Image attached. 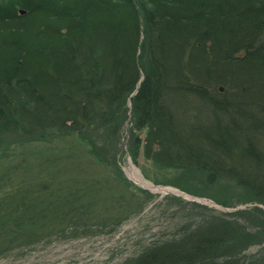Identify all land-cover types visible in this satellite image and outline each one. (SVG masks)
<instances>
[{
	"label": "trees",
	"instance_id": "trees-1",
	"mask_svg": "<svg viewBox=\"0 0 264 264\" xmlns=\"http://www.w3.org/2000/svg\"><path fill=\"white\" fill-rule=\"evenodd\" d=\"M21 1L46 20L21 48L9 47L15 39L6 30L1 40L0 256L77 225L73 186L106 161L101 145L118 144L113 135L136 88L132 119L147 131L148 158L234 181L264 204L256 140L264 135V0ZM17 7L0 14L22 18ZM226 82L228 95L209 93ZM174 100L208 103L214 121L187 118L179 130L167 106ZM20 128L37 136L18 144L21 153L8 152L6 132ZM45 130L57 131L55 140ZM84 147L96 163L84 161ZM202 208L211 212L190 222L192 230L150 247L137 264H236L264 229L252 214L264 213L259 207Z\"/></svg>",
	"mask_w": 264,
	"mask_h": 264
},
{
	"label": "rangeland",
	"instance_id": "rangeland-1",
	"mask_svg": "<svg viewBox=\"0 0 264 264\" xmlns=\"http://www.w3.org/2000/svg\"><path fill=\"white\" fill-rule=\"evenodd\" d=\"M21 2L0 0V10L18 6L20 10H16L20 12L14 11L15 14L24 15L10 22L5 19V15L0 14V55L3 52L1 49L6 45L1 41L5 38V30L8 37L15 39L9 47L19 44L21 48L22 44H29L31 39L36 41L42 35L38 27L42 26L41 22L45 19L43 13L31 10L27 12L19 6ZM28 40L31 41L28 43ZM140 82L139 80L138 85ZM228 88L227 82L214 84L209 88V93L228 95ZM136 91L137 88L127 99L128 119L120 131L113 135L119 141L118 144L115 146L110 143L112 141L109 138L106 145H101L99 155L106 161L96 163L86 147L79 150L86 157L84 161H94L96 164L88 167L87 173L78 177L72 189L76 196L74 199L70 198V202L75 204L74 215L79 217L77 225L68 224L64 226L65 231L62 233L56 232L57 235L51 237L46 236L47 233L43 234L22 250L14 249L9 254L1 255L0 264H137L139 257L150 247L162 246L163 244L158 243L192 230L194 226L189 225L190 222H195L199 214L211 212H207L203 206L216 212H232L254 206L264 211V204L257 202L253 193L237 187L234 181L190 168L162 165L148 158L144 151L147 131L144 125L137 127L132 119L131 96ZM207 104L197 102L189 105L174 100L168 101L167 106L175 119V127L181 130L187 118H193L202 125L214 121L212 108ZM53 131L45 130L55 140L58 132ZM8 132L4 146L8 152L18 154V144L36 134L21 128ZM65 139L68 142L63 145L64 148L72 147L69 138ZM256 140L259 141V148L264 150V135L258 134ZM133 168L143 182L146 181L149 185L134 179ZM256 169L260 170L261 164ZM262 170L264 171V167ZM58 181L60 179L55 180ZM1 183L7 186L9 184L8 181ZM252 214L261 217L257 219L256 216L257 227L264 223L262 211ZM256 230L261 237L258 235L254 243L240 253L236 264H258L263 261L264 229Z\"/></svg>",
	"mask_w": 264,
	"mask_h": 264
},
{
	"label": "bare ground",
	"instance_id": "bare-ground-1",
	"mask_svg": "<svg viewBox=\"0 0 264 264\" xmlns=\"http://www.w3.org/2000/svg\"><path fill=\"white\" fill-rule=\"evenodd\" d=\"M133 170L135 171L134 172V179H136V180H139L140 182H142L143 184L145 183L146 185H149V183L148 182H143V180L140 178V175H139V173L136 171V169L135 168H133ZM128 172L130 171V169H128L127 170ZM151 187V186H150Z\"/></svg>",
	"mask_w": 264,
	"mask_h": 264
},
{
	"label": "water",
	"instance_id": "water-1",
	"mask_svg": "<svg viewBox=\"0 0 264 264\" xmlns=\"http://www.w3.org/2000/svg\"><path fill=\"white\" fill-rule=\"evenodd\" d=\"M195 199H197V198H195ZM204 200V199H203ZM234 208H230V210H233ZM226 210H229V208L228 209H226Z\"/></svg>",
	"mask_w": 264,
	"mask_h": 264
}]
</instances>
